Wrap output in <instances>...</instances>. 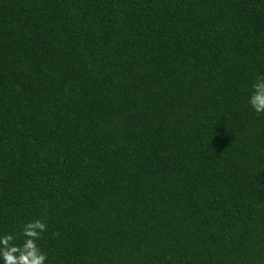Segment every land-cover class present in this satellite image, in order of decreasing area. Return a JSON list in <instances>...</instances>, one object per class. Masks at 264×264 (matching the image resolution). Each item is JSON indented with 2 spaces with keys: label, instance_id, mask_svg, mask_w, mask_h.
Returning <instances> with one entry per match:
<instances>
[{
  "label": "trees",
  "instance_id": "16d2710c",
  "mask_svg": "<svg viewBox=\"0 0 264 264\" xmlns=\"http://www.w3.org/2000/svg\"><path fill=\"white\" fill-rule=\"evenodd\" d=\"M262 75L264 0H0V234L45 220L47 264H264Z\"/></svg>",
  "mask_w": 264,
  "mask_h": 264
},
{
  "label": "clouds",
  "instance_id": "9594fccd",
  "mask_svg": "<svg viewBox=\"0 0 264 264\" xmlns=\"http://www.w3.org/2000/svg\"><path fill=\"white\" fill-rule=\"evenodd\" d=\"M249 106L259 116H264V75L257 76L252 84L248 98ZM48 231L45 220H30L23 225L19 234L6 232L0 234V261L2 264H47L48 254L38 241ZM59 236V232L54 233Z\"/></svg>",
  "mask_w": 264,
  "mask_h": 264
}]
</instances>
